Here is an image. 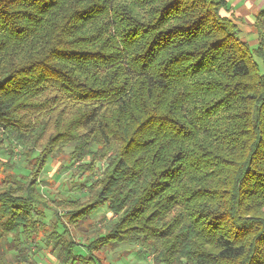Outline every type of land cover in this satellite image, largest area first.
<instances>
[{"label":"trees","instance_id":"1","mask_svg":"<svg viewBox=\"0 0 264 264\" xmlns=\"http://www.w3.org/2000/svg\"><path fill=\"white\" fill-rule=\"evenodd\" d=\"M230 9L0 0V264H31L40 233L77 264L71 228L102 207L88 258L131 242L154 263L264 264V9L256 45ZM66 147L83 174L105 164L86 200L40 189ZM15 148L28 174L2 161Z\"/></svg>","mask_w":264,"mask_h":264},{"label":"rangeland","instance_id":"2","mask_svg":"<svg viewBox=\"0 0 264 264\" xmlns=\"http://www.w3.org/2000/svg\"><path fill=\"white\" fill-rule=\"evenodd\" d=\"M254 33L255 35L253 36L256 37L257 34L255 31ZM250 43L251 45H255L252 41ZM262 70L264 71L263 66ZM17 149L18 148H15L13 153L4 152L1 156L2 161H6L9 164L14 163L16 166L18 164L22 168L16 169L15 172L19 174H28L26 168L23 167L26 163L22 162V156L17 153ZM65 149L62 155L50 161L40 175L42 179L40 189L47 198L81 196L83 200H86L88 198L86 193L89 191L87 185H89L92 180H99L102 177L105 164H99L96 172L93 174H83L79 170L82 162L77 161L71 164L69 162L71 149L67 147ZM8 169H10V167H8ZM11 169L15 170V167L14 169L11 167ZM7 172L8 171L5 170L1 171L0 179H2ZM19 177H21V175ZM52 213V211L49 212V217H51ZM113 217H115V215L110 212L108 208L102 207L93 215L91 221L89 220L84 223L81 228H71L73 238L81 243L75 250L76 255L86 256L81 258V261L77 264H164L154 263L150 255L140 251L139 246L131 242L107 245L99 250H94L93 259L88 258L91 255L85 244L89 243V241L97 237V235L106 233ZM47 226L49 227L50 225ZM37 239L39 242L37 247H35V252L32 253V250L29 248V250H31V264H63L57 259L56 254L58 251H50L52 242L48 241L47 236L40 233Z\"/></svg>","mask_w":264,"mask_h":264},{"label":"crops","instance_id":"3","mask_svg":"<svg viewBox=\"0 0 264 264\" xmlns=\"http://www.w3.org/2000/svg\"><path fill=\"white\" fill-rule=\"evenodd\" d=\"M231 7L229 13L239 17L243 38L249 42L257 43V35L254 33V15L264 9V0H228Z\"/></svg>","mask_w":264,"mask_h":264}]
</instances>
